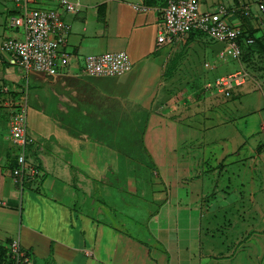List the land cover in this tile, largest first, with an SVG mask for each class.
<instances>
[{"label": "crops", "instance_id": "1", "mask_svg": "<svg viewBox=\"0 0 264 264\" xmlns=\"http://www.w3.org/2000/svg\"><path fill=\"white\" fill-rule=\"evenodd\" d=\"M72 1L81 4L76 13L39 2L71 25L66 49L75 59L59 76L34 72L26 81L0 51V109L9 110L8 99L25 86L32 90L28 130L37 142L27 155L40 170L22 184L12 174L18 151L0 113V264H15L8 257L13 239L29 264H210V235L202 232L210 211L264 197V70H252L243 54L216 76L248 70L230 95L206 93L202 102L177 106L181 85L165 72L178 43L157 42L168 0ZM227 1L235 8L231 20L262 40L253 58L264 55L258 0ZM201 2L209 9L224 0ZM244 3L250 16L242 20ZM16 7L0 0V46L19 37L9 24ZM117 50L133 63L129 73L83 72L87 55ZM138 135L140 155L133 153ZM233 256L225 264H246Z\"/></svg>", "mask_w": 264, "mask_h": 264}, {"label": "built area", "instance_id": "2", "mask_svg": "<svg viewBox=\"0 0 264 264\" xmlns=\"http://www.w3.org/2000/svg\"><path fill=\"white\" fill-rule=\"evenodd\" d=\"M18 14L11 16L10 27L24 29L23 40L5 38L0 51L7 57L10 65L17 67L23 77L28 80L29 75L38 72L47 77H56L72 65L75 55L66 49L71 25L66 22L56 8L39 5L40 1L48 0H15ZM68 13H76L80 8L79 1L51 0ZM138 11L148 10L147 5H132ZM260 11H264V0L258 1ZM235 8L225 4L214 10L203 9L201 0H168L163 11L164 28L158 36V45L175 44L187 41L192 32H201L225 44L217 56L219 63L229 60L241 61L244 48L254 43L253 38L244 34V28L234 23L230 16ZM242 11L249 15V8L242 6ZM206 68L213 69L212 63H205ZM132 63L126 51H109L90 54L85 57L83 72L92 77L123 76L132 70ZM250 73L246 68L218 77L215 86L226 96L230 95L233 85L244 83ZM28 85V83L26 84ZM26 91L17 101L12 97L8 101L11 139L18 146L16 166L12 174L19 178L20 184L26 179L38 175L40 170L27 155L28 148L33 145L34 137L28 132V93ZM5 93H10L9 86ZM35 178V177H34ZM33 178V179H34ZM8 257L15 264H29L31 259L18 239H13L8 245Z\"/></svg>", "mask_w": 264, "mask_h": 264}, {"label": "rangeland", "instance_id": "3", "mask_svg": "<svg viewBox=\"0 0 264 264\" xmlns=\"http://www.w3.org/2000/svg\"><path fill=\"white\" fill-rule=\"evenodd\" d=\"M42 2H46V1H40V3ZM227 3L228 1L224 0V2L217 4L215 8L213 7L210 9L214 10L220 5L222 4L226 5ZM201 4L203 9L208 8L204 3L201 2ZM244 5L249 8V12H250V7L247 5V3H244ZM16 10H19L18 6L16 7ZM247 15L248 14L242 13V16H244L242 17V20H244L246 18L245 16ZM236 24H240L242 27H244L241 22ZM18 36H19L18 39L20 40H23L25 38V33L23 28L19 29ZM190 37L191 38H189V40L187 41L175 44L176 50L174 51H173L174 49L173 47L175 46L173 47L170 46L171 53H170V57L167 60L168 69L165 72L167 80L171 81L172 83L174 82L176 85H179L177 88H179L181 85L182 95L181 98L179 99V102H175L177 106L186 107L189 106L192 101L193 103L197 101L202 102L203 99L205 98L204 94L206 93L209 94L221 93L218 90L217 86H215L216 84L213 82V79L215 78L216 80L217 74L221 75L224 74L226 71H228V70H224V68L229 67L233 62L232 60H229L224 63H219L217 61V56L219 52L225 48L224 43L216 39H213L209 35L203 33L195 34L193 36L190 35ZM244 54L246 55L244 57L245 60L244 62L247 63V65L250 66L252 70L254 71L258 69L264 70L263 53L258 52V55L255 54L253 58L252 56L253 52L245 48ZM257 57L259 59H257ZM205 62L212 63L214 65V68L213 69L206 68ZM17 74L18 73L15 74L16 77H18ZM88 77H92V76H88ZM208 77L211 80H207ZM48 78H55V77H48ZM24 79L22 80L23 86H24V81L26 80ZM205 80L208 81V85H204ZM4 88L2 89V91L4 90ZM24 91H26L25 88L23 90L21 89L19 91L20 93L18 94V96L17 97L13 96V97L20 102L21 99L19 98L21 95H23ZM3 92L5 93V91ZM13 93L16 92L13 91ZM27 93H28L27 120L29 126V124L31 125L32 121H34L35 114L34 111L32 110V104L30 106V98H31L32 90H30L29 92V90L27 89ZM169 93L171 94L172 91L170 90ZM8 101L12 103V100L8 99ZM172 104L174 103H171V105ZM198 105L201 106V104ZM2 109H0V113L2 116L1 127L9 131V135H10L9 138L11 141L8 143L12 148L17 149L18 151V146L11 139V123H10L9 110H7V107L6 108L2 107ZM8 126L10 127V129H8ZM36 142H37V138L34 137L33 143ZM138 142H139V135L133 138V143H135V147ZM139 144L140 142L138 143V145ZM138 147L139 148L133 150V153L140 155L142 153V148H140L141 147L140 145ZM253 198L244 197L241 201H239L240 206L239 205L237 206L235 204L234 206L232 205L230 208L224 211L219 208H217L214 212L210 211V218L206 219L208 222L210 221V228L208 227L206 231L205 230L202 231L206 235H210V264H214L217 262L219 264H225V260L230 258V256L237 254H240L241 258H245L246 264H264V197L261 198V200L258 197H255L256 199ZM257 200L261 201L260 202L261 205L258 206ZM239 262L241 261L239 260L236 261L235 259L236 264H239Z\"/></svg>", "mask_w": 264, "mask_h": 264}, {"label": "trees", "instance_id": "4", "mask_svg": "<svg viewBox=\"0 0 264 264\" xmlns=\"http://www.w3.org/2000/svg\"><path fill=\"white\" fill-rule=\"evenodd\" d=\"M14 14H18V11L15 12ZM195 34H202V33L201 32H192L191 33L192 36L195 35ZM244 34L247 37L253 38V40H254V43L252 45H249L248 47H245V48L250 50V51H252L253 53H257V42H261L262 40L257 38L256 34L254 32H252V31L250 32V31L244 29ZM245 48H244V50H245ZM16 163H17V161L15 162V165L13 167L16 166Z\"/></svg>", "mask_w": 264, "mask_h": 264}]
</instances>
